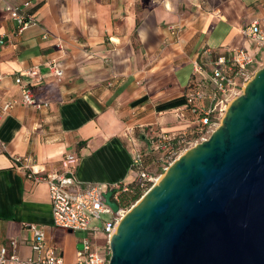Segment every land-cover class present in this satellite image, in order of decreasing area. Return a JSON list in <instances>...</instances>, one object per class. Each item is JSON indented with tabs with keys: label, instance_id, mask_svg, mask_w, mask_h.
Masks as SVG:
<instances>
[{
	"label": "crops",
	"instance_id": "crops-1",
	"mask_svg": "<svg viewBox=\"0 0 264 264\" xmlns=\"http://www.w3.org/2000/svg\"><path fill=\"white\" fill-rule=\"evenodd\" d=\"M8 6L33 13L38 24L17 34ZM263 17L264 0H0V71L13 73L2 83L1 102L20 96L14 78L21 75L50 103L44 110L18 104L0 119V248L32 256L26 224L35 223L74 264L81 234L54 226L48 185L28 178L15 157L30 156L34 171L48 173L61 171L73 153L85 184L132 182L133 158L153 137L198 128L199 115L186 102L201 81L195 66L208 71V59H231L236 48L250 47L242 30ZM34 66L41 82L24 74ZM158 157L152 152L148 161Z\"/></svg>",
	"mask_w": 264,
	"mask_h": 264
},
{
	"label": "water",
	"instance_id": "water-1",
	"mask_svg": "<svg viewBox=\"0 0 264 264\" xmlns=\"http://www.w3.org/2000/svg\"><path fill=\"white\" fill-rule=\"evenodd\" d=\"M110 249L109 264H264V66L129 209Z\"/></svg>",
	"mask_w": 264,
	"mask_h": 264
},
{
	"label": "built area",
	"instance_id": "built-area-1",
	"mask_svg": "<svg viewBox=\"0 0 264 264\" xmlns=\"http://www.w3.org/2000/svg\"><path fill=\"white\" fill-rule=\"evenodd\" d=\"M25 5H29V3L27 2ZM7 10L16 23L17 34H22L26 29L38 24L33 13L24 12L18 6H8ZM170 29L173 34L180 31L178 26H172ZM242 33L250 47L236 48L231 59L225 56H220L216 60L208 59L205 62L206 66L210 67L208 71L201 64L195 66V72L201 76V81L193 84L190 93L186 96V102L199 115L200 124L193 132L195 135L190 143H200L199 141L202 142L210 137L215 130L216 114L224 115L227 110L229 95L233 85L236 84L237 76L240 74L244 76L248 68L264 57V17L252 21L243 28ZM44 38H47V34L44 35ZM2 41L3 35L0 34V45ZM57 46L63 48L61 40L57 42ZM47 66L58 77L63 75V70L55 60L48 61ZM24 74L36 82L42 81L39 66L25 69ZM12 76L11 72L0 71V89L3 81ZM14 80L19 86L20 96L2 103L0 95V119L18 104L33 107L36 110L50 107L49 102L40 101L35 96L31 84L25 83L21 75H16ZM206 88H210L209 94L206 93ZM208 99L210 100L209 104H207ZM175 137L160 132L153 137L152 147L136 152L131 166L136 172L135 179L140 180L142 187L156 184L157 179L162 176L159 171H167L168 165H171L169 161L184 147L185 140L180 138L175 143ZM1 145L5 147L4 142H1ZM152 152L159 153L156 163L148 161ZM15 162L19 169L29 170L27 177L35 183L48 185L54 226L83 234L75 254L74 264H109L112 235L115 234L121 219L129 211V208L120 206L122 195L131 189L129 183L95 182L85 184L79 181L76 171L79 158L73 153L64 156L61 162V171L36 172L31 168L33 164L30 156H17ZM108 191H112L111 199L119 205L117 212L106 204L105 194ZM26 226L32 232L31 247L34 254L24 258L3 246L0 248V264H67L59 249L48 241L47 232L43 226L35 223H28ZM97 235L105 237V245L99 246L94 243ZM11 245L16 247V241L12 240Z\"/></svg>",
	"mask_w": 264,
	"mask_h": 264
},
{
	"label": "rangeland",
	"instance_id": "rangeland-1",
	"mask_svg": "<svg viewBox=\"0 0 264 264\" xmlns=\"http://www.w3.org/2000/svg\"><path fill=\"white\" fill-rule=\"evenodd\" d=\"M264 66V57H262V59H260L259 61H257V62H255L254 64H253V66L252 67H250V68H248V70H247V72H246V74L244 75V76H241L242 74H240V75H238L237 76V78H236V80H235V82H236V84L235 85H233V88L231 89V94L229 95V100H228V103H227V108H228V106H229V104H231V102L233 101V100H235L237 97H239L241 94H243V90H244V88H245V86H246V84L254 77V75H255V73L259 70V69H261L262 67ZM226 108V109H227ZM227 111V110H226ZM226 111L224 112V115H225V113H226ZM224 115H221L220 116V114H216V118L214 119L215 120V123H216V125H215V129L221 124V120L223 119V117H224ZM195 131V130H194ZM194 131H191L190 133H185V134H192V132H194ZM199 142H201V141H199ZM197 142H194V143H187L186 145H184V147L181 149V151L175 156V157H173L169 162H171V164L176 160V159H178L182 154H184L188 149H190V148H192L193 146H195V144H196ZM167 165H168V163H167ZM168 167H170V165H168ZM165 172L166 171H159V174H165ZM158 179H160V177L158 178ZM131 180H133V177L129 180V181H131ZM153 186V185H152ZM151 186V187H152ZM148 190H146L142 195H141V197L147 192ZM140 197V198H141ZM139 198V199H140ZM138 199V200H139ZM137 200V201H138ZM137 201H135L134 203H133V205H135V203L137 202ZM132 207V205L129 207V209ZM81 234V236H83V234L82 233H73V235H75V237H78V238H80L81 236H79ZM95 243H97L99 246H103V245H105L106 244V239H105V237L104 236H102L101 235V238H100V240H99V242H95Z\"/></svg>",
	"mask_w": 264,
	"mask_h": 264
},
{
	"label": "trees",
	"instance_id": "trees-1",
	"mask_svg": "<svg viewBox=\"0 0 264 264\" xmlns=\"http://www.w3.org/2000/svg\"><path fill=\"white\" fill-rule=\"evenodd\" d=\"M193 135H195V133L193 132L192 134L176 135V137L174 138V142L176 143L178 139L183 138L185 140V145H186L187 143L191 142ZM129 185L131 187L130 191L122 195L120 206L123 208H129L131 205H133V203L137 201L141 197V195L146 190H148L153 184H148L147 186L142 187L140 185V180L135 179L134 181L130 182Z\"/></svg>",
	"mask_w": 264,
	"mask_h": 264
},
{
	"label": "bare ground",
	"instance_id": "bare-ground-1",
	"mask_svg": "<svg viewBox=\"0 0 264 264\" xmlns=\"http://www.w3.org/2000/svg\"><path fill=\"white\" fill-rule=\"evenodd\" d=\"M162 178V176L160 177V179ZM160 179H157V182L160 180Z\"/></svg>",
	"mask_w": 264,
	"mask_h": 264
}]
</instances>
